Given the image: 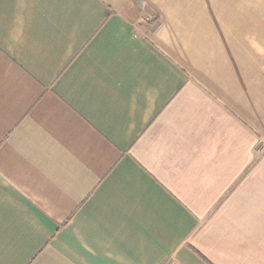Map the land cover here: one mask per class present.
I'll return each instance as SVG.
<instances>
[{
    "label": "crops",
    "instance_id": "1",
    "mask_svg": "<svg viewBox=\"0 0 264 264\" xmlns=\"http://www.w3.org/2000/svg\"><path fill=\"white\" fill-rule=\"evenodd\" d=\"M0 264H264V0H0Z\"/></svg>",
    "mask_w": 264,
    "mask_h": 264
}]
</instances>
